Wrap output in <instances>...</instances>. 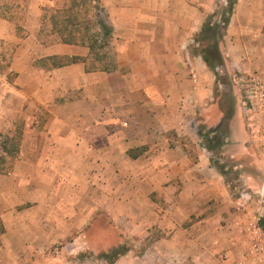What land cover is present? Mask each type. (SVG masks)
<instances>
[{
  "label": "crops",
  "instance_id": "0c3cea01",
  "mask_svg": "<svg viewBox=\"0 0 264 264\" xmlns=\"http://www.w3.org/2000/svg\"><path fill=\"white\" fill-rule=\"evenodd\" d=\"M111 1L102 3L110 23L101 16L118 41L108 65L102 56L91 57L94 49L86 39L68 38L57 28L41 31L39 13L32 28L16 38L9 66L15 77L0 89V110L10 122L22 120L24 130L12 172L0 173V180L13 185L9 195L38 186L30 195L41 213L31 217L33 223L17 226L5 214L3 239L17 235L26 255L45 252L60 235L77 231L76 224L87 225L89 203L100 201L111 207L99 216L119 237L132 234L142 251L132 258L118 254L113 262L85 257L80 264H184L198 259L200 250L211 255V248H227L248 222L261 231L257 221L264 206L258 193H231L201 143L194 115L212 98L214 83V95L224 96L216 77L227 75L234 111L225 141L243 167L251 133L238 80L256 73L264 83V0L234 1L218 40L223 65L215 71L195 41L206 18L213 17H206L214 12L212 0ZM222 116L221 111L206 128L217 127ZM21 168L34 172L30 179ZM242 176L247 188L254 182L264 197L260 155L242 168ZM254 201L256 209L250 207ZM26 234L31 238H22ZM203 238L216 244L208 248Z\"/></svg>",
  "mask_w": 264,
  "mask_h": 264
},
{
  "label": "rangeland",
  "instance_id": "374dc122",
  "mask_svg": "<svg viewBox=\"0 0 264 264\" xmlns=\"http://www.w3.org/2000/svg\"><path fill=\"white\" fill-rule=\"evenodd\" d=\"M119 1L132 3V0ZM212 1L215 4L214 12L208 14L206 17L212 15L215 19H219L222 14V6H224L225 0ZM109 2L113 1L0 0V32L13 36L12 39H6L0 36V89L4 87L6 81L10 82L14 80L15 74L9 70V66L13 50L16 46V38L23 36L25 32H28L29 29L32 28L30 27L32 25V19L38 17V13L43 23V29L41 31L44 29L48 30L51 27V32H53L54 29L57 28L63 31V33L67 35L66 37L79 38L80 40L86 39L88 44H91L93 39H96L97 42L94 44L95 55L92 54L91 57L95 60L96 55L99 57L102 56L105 64L108 65L114 56L118 41L116 40L117 38H114L112 35L109 43L103 46L101 44L102 36L99 35L96 21L98 15H100L110 23L106 6H102L104 3L108 4ZM213 17L210 18V21L214 20ZM208 20L206 18V21ZM93 59L92 61H94ZM67 60L66 58H60L58 62H66ZM214 87L212 98L207 101V104L205 103L199 106L195 115L193 114L194 110L191 111L190 115H194L198 119L197 126L204 125L208 127L207 125L209 122L207 121L218 118L221 107L224 106L222 98L215 96ZM233 93L236 98V109L237 97L239 95L235 89ZM4 117V114L0 110V142L5 143L3 150L0 147V158L1 156H5L7 165H9L8 172H12V164L14 162L16 163V158L18 157L17 153H13V151L18 147V138L24 130V125L22 120L10 122L7 118L4 119ZM219 133L224 134L223 127L220 128L218 134ZM220 137H222V144L214 150L211 156L215 162L224 168L226 172L225 176L231 181L230 183L233 186L231 193L235 196H240L239 192L246 190L256 195L259 193L254 190L256 189V184L253 182L252 185L247 188V186L243 184L244 178L242 176V168L250 167L251 163L255 164V160L259 156L251 138V134L247 142L249 145V154H247V160L243 167L239 166L240 159H235L230 156L233 150H230L228 147L225 137ZM228 141H230V139ZM4 151L7 153H4ZM31 158L32 157H30V160ZM20 172L24 173L27 179H30L31 174L34 173L32 170H27L26 168H21ZM9 188H13V185L7 181L0 180V194L4 193L2 198L0 197L2 199V204H0V264H32L31 261L34 259H40V264H44V262H46L45 264H50L48 258L57 259V264H80V260L85 257L99 259L103 253H107L109 257H112L113 254L118 252L120 255H127V257L132 258V256L140 254L142 251V244L138 245L132 242V234L129 232L126 234L122 233L119 234V237L113 228L107 224L106 217L99 216V213L108 211L107 208L109 209L111 207L110 204L107 206L105 201H100L92 203L93 205L89 203L92 216L89 218V223L84 225L83 228L76 224L77 226H75V229L77 231L72 234L60 235L52 247L45 252L36 253V255H26V251L18 249V245L20 244L21 246L23 242L21 240L20 243L17 235L11 234L7 236L6 240L3 239V233L6 232V225L4 223V221H6L5 214L9 215L11 224L15 226L18 224L26 225L33 223L31 217H35V214L37 215L41 212L39 209L35 208L37 205V201L33 200L35 196L30 194H33L34 191L38 189V186L28 184V187H26L23 192L15 191L14 195H9L7 193ZM17 196H19V198L22 197V199L26 201L17 204ZM64 204H67V201H64ZM250 204V207L256 209V201L250 202ZM260 205L264 206L261 203ZM5 206H7V209L4 208ZM27 211L29 212L26 215L29 218L24 219L22 215ZM18 213L20 214L19 219L17 218ZM254 213H256V210ZM256 215L258 216V213ZM255 224L256 223L253 221L248 222L249 228L247 231L237 230L232 238L228 240V247L225 249L215 250L211 248V246L215 245L216 241L209 242L208 239L203 238L205 239L203 240V244L211 248V255L206 251L200 250L196 254L198 259L195 261L186 260L184 264H264V234L262 231L255 230L258 229ZM83 229L84 231H82ZM31 236L30 234H26L23 235L22 238L29 239ZM153 237H156L155 233ZM82 243L83 248H81ZM96 264H103V261H98Z\"/></svg>",
  "mask_w": 264,
  "mask_h": 264
},
{
  "label": "trees",
  "instance_id": "16d2710c",
  "mask_svg": "<svg viewBox=\"0 0 264 264\" xmlns=\"http://www.w3.org/2000/svg\"><path fill=\"white\" fill-rule=\"evenodd\" d=\"M235 0H226V5L222 6V17L219 20V22H210L206 21L199 32V34L196 36L195 41L197 44H199L200 52L202 54V58L206 65L213 71H215L216 67L223 65V58L220 53L219 47H218V40L221 37L222 30L228 23L229 14L232 9V5ZM97 26L99 28V35L102 36L101 38V44L103 46L107 45L112 37L113 29L112 27L101 17L98 16L97 18ZM97 42L96 39H93L92 43L90 44V47L94 49V44ZM216 82H221L223 84L222 87V94L224 95L222 97V100L224 102V106L221 107V111L223 112L222 119L219 123V125L215 128H206L204 125L198 126L197 133L200 137L202 145L211 152V155L213 154L214 150L221 146L222 144V137L220 136H227L229 132V119L233 115L234 111V97L231 93V86L229 82V78L227 75H218L216 77ZM224 129V134H218V131L220 128ZM5 143L0 142V147L4 148ZM18 147L13 153H17ZM4 153H7L4 151ZM7 159L5 156H1L0 158V173H7L9 169V165H7ZM211 162L212 164L217 168L218 172L223 176L225 182L229 184L230 191L232 190L233 186L231 185V181L226 178V172L224 171V168L219 165L217 162H215L212 159L211 156ZM251 167V165H250ZM12 168V167H11ZM258 226L261 229V231L264 233V215L260 216L258 218ZM115 253V252H114ZM119 253L116 252L112 255V257H109L107 253H103L100 257L106 258L109 262H113L116 256Z\"/></svg>",
  "mask_w": 264,
  "mask_h": 264
},
{
  "label": "built area",
  "instance_id": "2783aa9c",
  "mask_svg": "<svg viewBox=\"0 0 264 264\" xmlns=\"http://www.w3.org/2000/svg\"><path fill=\"white\" fill-rule=\"evenodd\" d=\"M242 94L243 111L249 118L250 133L257 153L264 161V83L256 73L241 76L238 80ZM245 194H240L243 197ZM260 203L264 197L258 193Z\"/></svg>",
  "mask_w": 264,
  "mask_h": 264
}]
</instances>
